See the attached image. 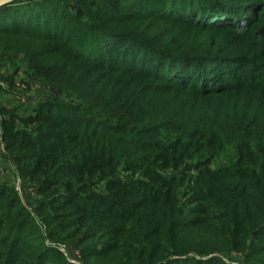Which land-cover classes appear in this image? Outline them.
Segmentation results:
<instances>
[{
	"label": "trees",
	"instance_id": "obj_1",
	"mask_svg": "<svg viewBox=\"0 0 264 264\" xmlns=\"http://www.w3.org/2000/svg\"><path fill=\"white\" fill-rule=\"evenodd\" d=\"M0 63V264H264V0H16Z\"/></svg>",
	"mask_w": 264,
	"mask_h": 264
},
{
	"label": "rangeland",
	"instance_id": "obj_2",
	"mask_svg": "<svg viewBox=\"0 0 264 264\" xmlns=\"http://www.w3.org/2000/svg\"><path fill=\"white\" fill-rule=\"evenodd\" d=\"M68 1H74V0H68ZM22 70L19 71L17 75H15V91L17 92L16 100L19 101V106L22 110H28V112L33 111L36 107L37 103L43 99L44 97L48 96L50 94V91L42 88L40 83H38L36 80H34L29 72L21 68ZM16 73V69L12 67L10 63H0V78H10ZM0 79V85L4 86L5 80ZM20 92L23 94V97H20ZM9 98V97H8ZM1 169V167H0ZM18 183V178L15 176L13 167L11 166V163H8L6 168H4V172L0 173V184H5L10 188H13L16 190V186ZM17 194L21 195L23 197L22 191L18 192ZM37 199V198H36ZM38 200V199H37ZM28 207V210H31V207ZM57 248H64L66 247V256L65 254H62L67 258L68 260H78L77 256V250H74L70 245L68 244H61L59 246L56 245ZM76 251V252H75ZM82 264H84L83 261H81Z\"/></svg>",
	"mask_w": 264,
	"mask_h": 264
},
{
	"label": "crops",
	"instance_id": "obj_3",
	"mask_svg": "<svg viewBox=\"0 0 264 264\" xmlns=\"http://www.w3.org/2000/svg\"><path fill=\"white\" fill-rule=\"evenodd\" d=\"M20 94H21V92H20ZM16 96L17 95H12V96H10L9 98L6 99L5 106L7 108L12 109L13 107H17L16 105L19 106V104H18L19 101L16 100L17 99ZM20 97H23V94H21ZM27 112H28V110H23V113H27ZM30 112H32V111H30ZM2 155H3L2 150H0V160L2 161V164H1L0 167L1 168H6L8 163L3 161V156Z\"/></svg>",
	"mask_w": 264,
	"mask_h": 264
},
{
	"label": "built area",
	"instance_id": "obj_4",
	"mask_svg": "<svg viewBox=\"0 0 264 264\" xmlns=\"http://www.w3.org/2000/svg\"><path fill=\"white\" fill-rule=\"evenodd\" d=\"M2 153L4 154V151L2 150ZM11 166L13 167V165L11 164ZM13 171H14V167H13ZM1 172H4V168H1L0 169V173ZM16 190L18 191V192H20V191H22V192H24V190H23V186H22V184H21V181L18 179V183H17V186H16ZM66 247H64V248H58V250L60 251V253L61 254H65V256H66V249H65ZM76 252V251H75ZM77 253V256H78V260H68L69 261V264H82L81 263V258H80V253L79 252H76Z\"/></svg>",
	"mask_w": 264,
	"mask_h": 264
},
{
	"label": "water",
	"instance_id": "obj_5",
	"mask_svg": "<svg viewBox=\"0 0 264 264\" xmlns=\"http://www.w3.org/2000/svg\"><path fill=\"white\" fill-rule=\"evenodd\" d=\"M14 1L16 0H0V7L10 4L11 2H14Z\"/></svg>",
	"mask_w": 264,
	"mask_h": 264
}]
</instances>
